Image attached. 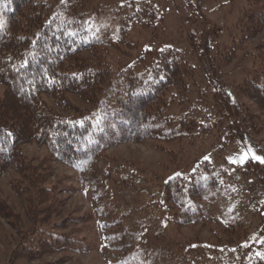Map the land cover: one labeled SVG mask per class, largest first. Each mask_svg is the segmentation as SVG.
Here are the masks:
<instances>
[{"label": "trees", "instance_id": "obj_1", "mask_svg": "<svg viewBox=\"0 0 264 264\" xmlns=\"http://www.w3.org/2000/svg\"><path fill=\"white\" fill-rule=\"evenodd\" d=\"M85 1L0 0V83L6 89L0 96V176L12 168V182H17L14 186L24 195L26 215L32 221L26 228L13 226L18 212L0 194V214L17 234L6 264L39 258L49 250H74L82 241L46 221L61 199L51 184L44 183L48 164L34 162L23 149L25 143L42 144L55 160L79 169L88 168L105 149L123 140L153 137L165 141L217 128L224 138L240 136L256 143L253 136L263 126L264 35L248 51L257 59L248 74L237 84L219 81L208 101L206 88L195 79V67L184 51L172 44L144 47L132 61L112 66L105 52H96V47H104L105 39L85 21ZM114 13L121 20L118 38L123 40L130 23L153 29L162 20L149 0H126ZM237 26L241 41L261 33L264 0H247ZM191 39L195 43L194 35ZM205 40L208 43L203 48L201 39L196 45L202 48L199 57L211 79L217 64L213 54H208L211 46ZM45 95L60 104L64 112L47 103ZM173 103L178 105L176 113L168 111ZM259 149L261 159L247 158L241 167L224 162L207 178L199 177L197 166L184 175L167 176L154 193L149 187L137 188L152 197L147 199L149 204L134 206L132 211L146 213L158 208L168 216V221L164 219L167 226L202 225L207 215L200 199L214 189H221L225 196L234 195L231 186L239 174L257 176L264 194V139ZM44 194L48 200H44ZM168 211H173L171 219ZM146 217L152 218L149 214ZM156 221L162 220L154 218ZM221 226L224 235L230 233L236 240L223 239L222 231L213 229L215 241L188 246L179 255L168 249L169 257L192 264L204 255L201 250L210 249L218 254L217 264H264V242L257 244L249 237L248 225L229 218L223 219ZM126 259L129 264L140 263L130 256ZM53 263L38 260L28 264Z\"/></svg>", "mask_w": 264, "mask_h": 264}, {"label": "rangeland", "instance_id": "obj_2", "mask_svg": "<svg viewBox=\"0 0 264 264\" xmlns=\"http://www.w3.org/2000/svg\"><path fill=\"white\" fill-rule=\"evenodd\" d=\"M124 1L86 0L83 5L85 21L97 36L105 39L104 47H96V52H105L114 67L120 62L132 61L144 47L172 44L188 56L195 67V79L201 88H206L210 101V91L216 88L219 81L237 84L257 61L248 51L264 35V29L248 40H238V18L247 0H149L162 16L159 26L152 29L130 23L126 26V39L123 40L118 38L122 23L115 17L114 10ZM193 35L195 43L191 39ZM206 38L211 46L208 54H213L217 64L216 75L211 79L199 57L200 49L208 43ZM199 39L202 48L196 45ZM225 56L229 58L224 59ZM5 90L0 83V96ZM44 97L54 109L64 112L54 99L48 95ZM244 100L255 109L250 100ZM177 110L176 103L168 108L170 113ZM253 139L256 143L240 136L224 138L223 133L214 128L205 133L187 134L165 141L153 137L123 140L105 149L103 155L90 163L88 168L79 169L55 160L42 144L25 143L23 149L34 162L40 160L48 164L44 183L51 184L61 199L46 221L61 231L73 233L82 241L75 245L74 250H49L39 258L17 259L15 264L38 260L53 261V264H121L124 259V264H129L127 256L139 264H182L169 257L168 249L179 255L188 246L213 242L216 240L213 229L221 230L223 239L236 240L230 233L224 235L225 229L221 226L223 219L229 218L239 219L248 225L249 237L257 244L264 242V194L255 175L246 178L239 174L234 185H229L235 189L232 196H225L221 189H214L200 199L207 215L202 225L170 223L167 226L165 220L168 221V216L158 208L145 209L152 218H147L148 214L142 210L132 211L134 206L149 204L147 199L152 197L148 198L137 188L148 190L149 187V192L154 193L157 184L172 174L184 175L198 166L199 177L207 178L224 162L241 167L247 158H261L259 143L264 139V121L259 134ZM245 156L247 158L243 163L233 162ZM13 176L12 168L0 176V194L18 212L13 226L26 228L32 221L26 215L24 195L14 186L18 185L17 182H12ZM119 178L124 181L117 182ZM44 195V200H48V195ZM174 207L170 208L174 210ZM172 212H169L170 219ZM154 218L162 221L156 223ZM10 225L8 219L0 214V264H6L17 238ZM155 238H158L157 243L153 242ZM201 253L204 255L195 258L192 264H217V253L210 249L201 250Z\"/></svg>", "mask_w": 264, "mask_h": 264}, {"label": "snow or ice", "instance_id": "obj_3", "mask_svg": "<svg viewBox=\"0 0 264 264\" xmlns=\"http://www.w3.org/2000/svg\"><path fill=\"white\" fill-rule=\"evenodd\" d=\"M247 157H242L239 161H233V162H239V163H243L244 159H246ZM256 159H261L260 157H256ZM262 162H264V160H262Z\"/></svg>", "mask_w": 264, "mask_h": 264}]
</instances>
